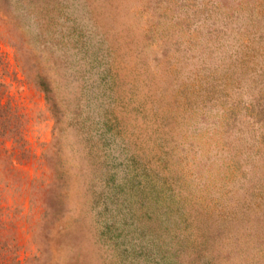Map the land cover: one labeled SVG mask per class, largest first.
<instances>
[{"label": "rangeland", "instance_id": "rangeland-1", "mask_svg": "<svg viewBox=\"0 0 264 264\" xmlns=\"http://www.w3.org/2000/svg\"><path fill=\"white\" fill-rule=\"evenodd\" d=\"M1 2L34 66L26 169L65 199L20 198L23 256L35 227L52 264H264V0Z\"/></svg>", "mask_w": 264, "mask_h": 264}, {"label": "trees", "instance_id": "trees-1", "mask_svg": "<svg viewBox=\"0 0 264 264\" xmlns=\"http://www.w3.org/2000/svg\"><path fill=\"white\" fill-rule=\"evenodd\" d=\"M12 18H15V14L4 7L0 0V45L3 41L14 49L12 57L8 50L0 46V264H52V258L43 253L45 249L42 248L43 240L49 238V235L43 232L44 239L37 242L35 227L29 228L33 236L28 244L36 242V251L22 255L23 251L27 252L24 247L26 244L22 243V222L30 219L37 206L39 208L36 213L40 211L42 215L48 210L52 214L57 211L63 213L65 199L62 189L51 197L48 187H38L32 183L34 178L26 169L40 156L28 138L31 117L24 101L20 99L18 91L21 90L14 92L12 86L15 82L22 85L24 82L30 83L34 66L27 43L17 39L14 34L17 25L10 22ZM21 73L24 77H21ZM38 84L43 86V83ZM45 90L51 102V95ZM51 104L55 105L53 101ZM38 195L40 197L37 198ZM24 197L30 203L31 213H26V205L19 202Z\"/></svg>", "mask_w": 264, "mask_h": 264}]
</instances>
